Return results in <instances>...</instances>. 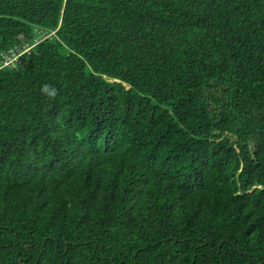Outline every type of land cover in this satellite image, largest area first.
I'll return each mask as SVG.
<instances>
[{
  "label": "trees",
  "instance_id": "obj_1",
  "mask_svg": "<svg viewBox=\"0 0 264 264\" xmlns=\"http://www.w3.org/2000/svg\"><path fill=\"white\" fill-rule=\"evenodd\" d=\"M40 34L0 67V264H264V0H0V58Z\"/></svg>",
  "mask_w": 264,
  "mask_h": 264
},
{
  "label": "built area",
  "instance_id": "obj_2",
  "mask_svg": "<svg viewBox=\"0 0 264 264\" xmlns=\"http://www.w3.org/2000/svg\"><path fill=\"white\" fill-rule=\"evenodd\" d=\"M47 35L40 34L39 37H35L32 43L25 42L23 44V48L21 51L16 52L13 50H9L8 52H4L1 54L0 58V67L6 65H15L17 61H19V57L23 52L28 51L33 45H35L40 39L46 37Z\"/></svg>",
  "mask_w": 264,
  "mask_h": 264
},
{
  "label": "clouds",
  "instance_id": "obj_3",
  "mask_svg": "<svg viewBox=\"0 0 264 264\" xmlns=\"http://www.w3.org/2000/svg\"><path fill=\"white\" fill-rule=\"evenodd\" d=\"M41 91L43 94H47L50 97H54L57 94L56 89L51 88L49 85L43 86Z\"/></svg>",
  "mask_w": 264,
  "mask_h": 264
},
{
  "label": "rangeland",
  "instance_id": "obj_4",
  "mask_svg": "<svg viewBox=\"0 0 264 264\" xmlns=\"http://www.w3.org/2000/svg\"><path fill=\"white\" fill-rule=\"evenodd\" d=\"M109 82L111 83V84H117L116 82H114L113 80H109ZM119 83V82H118Z\"/></svg>",
  "mask_w": 264,
  "mask_h": 264
}]
</instances>
